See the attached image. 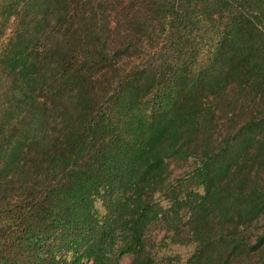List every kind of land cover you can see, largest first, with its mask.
Here are the masks:
<instances>
[{
  "label": "trees",
  "instance_id": "16d2710c",
  "mask_svg": "<svg viewBox=\"0 0 264 264\" xmlns=\"http://www.w3.org/2000/svg\"><path fill=\"white\" fill-rule=\"evenodd\" d=\"M123 257L264 264V0H0V264Z\"/></svg>",
  "mask_w": 264,
  "mask_h": 264
},
{
  "label": "rangeland",
  "instance_id": "374dc122",
  "mask_svg": "<svg viewBox=\"0 0 264 264\" xmlns=\"http://www.w3.org/2000/svg\"><path fill=\"white\" fill-rule=\"evenodd\" d=\"M145 58H151V57L145 54V55H142V59H138L137 61L139 62L141 60L140 63H142L143 59ZM132 63H133L132 61L131 62L129 61L128 65L130 66ZM191 162H192L191 159H189L188 161H172L168 167L169 172H170L169 179L173 180L174 178H178L184 175L192 166ZM182 182H184L186 185L188 184L190 187L194 185L193 181L189 180L188 175L184 176V180ZM157 195L158 194L156 193V196ZM97 205L100 207V202H97ZM154 242H155L154 250H155L157 257L162 258V257L171 256V257H174L179 262H184L195 248V245L193 243H188V244L171 243L169 238L164 237L163 231L156 233ZM244 258H248V257H246L245 255L241 257V259H244ZM118 264H130V259L128 257H123L118 262Z\"/></svg>",
  "mask_w": 264,
  "mask_h": 264
}]
</instances>
